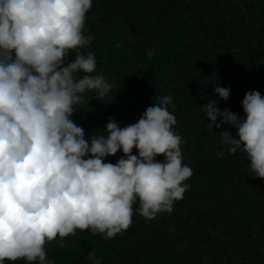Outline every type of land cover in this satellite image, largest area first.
<instances>
[{
    "label": "trees",
    "instance_id": "1",
    "mask_svg": "<svg viewBox=\"0 0 264 264\" xmlns=\"http://www.w3.org/2000/svg\"><path fill=\"white\" fill-rule=\"evenodd\" d=\"M83 31L94 37L80 49L97 59L91 75L113 85L104 97L86 90L73 106L85 138L90 143L105 135L110 117L134 124L147 107L171 96L167 108L184 141L182 163L193 175L171 213L148 220L137 201L127 230L111 239L90 230L57 237L45 245L48 259L91 264L87 256L94 252L102 264H264V178L247 173L251 161L244 153L230 154L222 145V131L238 139L237 129H209L202 110L215 99L221 111L244 117L245 94L264 95V0H92ZM74 58L70 53L68 60ZM218 85L231 88L227 101L214 92Z\"/></svg>",
    "mask_w": 264,
    "mask_h": 264
},
{
    "label": "clouds",
    "instance_id": "2",
    "mask_svg": "<svg viewBox=\"0 0 264 264\" xmlns=\"http://www.w3.org/2000/svg\"><path fill=\"white\" fill-rule=\"evenodd\" d=\"M91 7L92 0H0V264L21 258L54 264L45 245L57 237L90 230L114 238L131 226L134 203L152 220L171 213L190 187L185 181L193 171L182 163L184 141L167 108L171 96L134 124L110 117L106 134L90 143L74 123L82 93L104 97L113 87L103 75H91L95 55L80 51L94 39L83 31ZM214 92L227 101L231 88L218 85ZM217 105L213 99L202 107L207 127L236 128L238 139L222 131V145L244 153L247 173L264 178V95L245 94L244 117ZM118 152L124 155L115 164L105 162ZM216 155L223 158L222 151ZM87 260L102 264L94 252Z\"/></svg>",
    "mask_w": 264,
    "mask_h": 264
}]
</instances>
